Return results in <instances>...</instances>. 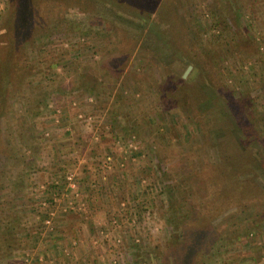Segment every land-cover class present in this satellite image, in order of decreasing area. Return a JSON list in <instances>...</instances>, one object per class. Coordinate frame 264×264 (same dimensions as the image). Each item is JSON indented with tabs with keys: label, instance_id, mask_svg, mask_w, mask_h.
I'll return each instance as SVG.
<instances>
[{
	"label": "rangeland",
	"instance_id": "374dc122",
	"mask_svg": "<svg viewBox=\"0 0 264 264\" xmlns=\"http://www.w3.org/2000/svg\"><path fill=\"white\" fill-rule=\"evenodd\" d=\"M2 71L0 264L35 239L65 264H264V0H0ZM72 102L98 141L49 126ZM66 173L86 206L46 229L30 190Z\"/></svg>",
	"mask_w": 264,
	"mask_h": 264
},
{
	"label": "built area",
	"instance_id": "2783aa9c",
	"mask_svg": "<svg viewBox=\"0 0 264 264\" xmlns=\"http://www.w3.org/2000/svg\"><path fill=\"white\" fill-rule=\"evenodd\" d=\"M91 102V99H87L86 105L90 106ZM66 109L74 111V113L72 112V114H70L68 113V110L66 111ZM64 118H66V120L65 122H62ZM49 119L52 121L49 126L53 129L64 126V130L69 131L71 128L70 126L74 123H78L79 125L84 126L88 132L92 134V138L95 141L99 140V137L96 136V129L94 130L95 124L93 117L90 113L82 111L76 102L70 103V105L66 108L55 107L53 109V117ZM49 135L50 133L45 131L44 136L48 137ZM125 148V146H118L119 151L123 149L122 152L124 153H126L127 150ZM127 148L129 152L131 150H136V147L132 144L127 145ZM103 164L105 165L104 168L109 170L111 166V157H105ZM120 166L122 167L123 165L120 164ZM75 178L74 173H66L63 176L53 178L50 183H39L30 190L29 196L32 200L37 202V212L39 216L42 215V226L46 229H50L53 222L60 215L76 213L84 210L86 203L81 200L82 193L78 188V181H76ZM119 206L123 209L125 208V203H120ZM112 224L115 225L117 223L116 221H113ZM134 224L135 221L133 222V225ZM100 237L105 241H111L108 235L104 234V230L100 231ZM115 242L118 243L119 241L115 240ZM75 244L76 243H74V245ZM93 244L97 245L98 241L95 240ZM23 260L25 264H30L33 260L32 255L30 253H25ZM38 260L43 262V259L41 258Z\"/></svg>",
	"mask_w": 264,
	"mask_h": 264
},
{
	"label": "crops",
	"instance_id": "0c3cea01",
	"mask_svg": "<svg viewBox=\"0 0 264 264\" xmlns=\"http://www.w3.org/2000/svg\"><path fill=\"white\" fill-rule=\"evenodd\" d=\"M45 131H48L50 134L51 131L49 129H46ZM44 131V132H45ZM79 190L84 189L82 185L79 184ZM92 194V193H88ZM92 197V196H90ZM93 198V197H92ZM91 198V199H92ZM82 211L76 212L80 213ZM65 219H62L61 221H58L57 224L64 222ZM69 229V227H67ZM35 242L31 244V247H29V250L23 251L21 254H18V252L13 251L12 253H8L7 261H9L10 264H25L23 257L25 253H30L32 255V261L30 264H65L64 262V248H67L66 242L64 239H35ZM75 243V242H74ZM68 251V249H67ZM69 252V251H68ZM70 253V252H69ZM66 258L67 260H70V256L68 254ZM43 259V262H40L38 259ZM72 258V253H71ZM56 262V263H55Z\"/></svg>",
	"mask_w": 264,
	"mask_h": 264
},
{
	"label": "trees",
	"instance_id": "16d2710c",
	"mask_svg": "<svg viewBox=\"0 0 264 264\" xmlns=\"http://www.w3.org/2000/svg\"><path fill=\"white\" fill-rule=\"evenodd\" d=\"M3 73H4L3 71L0 73V81H3L4 83L0 84V86H2V85L5 86L6 85L5 83L7 82Z\"/></svg>",
	"mask_w": 264,
	"mask_h": 264
},
{
	"label": "water",
	"instance_id": "95a60500",
	"mask_svg": "<svg viewBox=\"0 0 264 264\" xmlns=\"http://www.w3.org/2000/svg\"><path fill=\"white\" fill-rule=\"evenodd\" d=\"M191 69V67H188L185 74H184V77L186 76V74L189 72V70Z\"/></svg>",
	"mask_w": 264,
	"mask_h": 264
}]
</instances>
